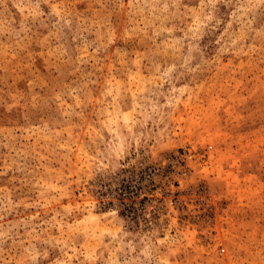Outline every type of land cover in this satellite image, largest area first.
<instances>
[{
    "label": "rangeland",
    "instance_id": "1",
    "mask_svg": "<svg viewBox=\"0 0 264 264\" xmlns=\"http://www.w3.org/2000/svg\"><path fill=\"white\" fill-rule=\"evenodd\" d=\"M0 264H264V0H0Z\"/></svg>",
    "mask_w": 264,
    "mask_h": 264
}]
</instances>
